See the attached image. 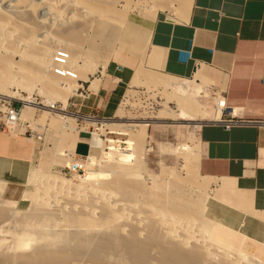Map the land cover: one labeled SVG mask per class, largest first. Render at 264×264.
<instances>
[{
    "label": "bare ground",
    "instance_id": "1",
    "mask_svg": "<svg viewBox=\"0 0 264 264\" xmlns=\"http://www.w3.org/2000/svg\"><path fill=\"white\" fill-rule=\"evenodd\" d=\"M20 1L28 2V14L30 15L31 13V18L33 16L41 19L46 15L44 11H47L55 23L59 21L62 23L60 19H62L64 11H67L65 8L69 7L67 21L73 23L74 20L77 24L69 27H67V24L65 26L67 28L64 30L54 28V33L53 35L51 34L52 36H50L48 43L42 42L39 37L36 40L37 37H34V29L30 27V23L28 24V26L30 25L29 27L24 25V21L21 22L19 19V14L13 11L14 6ZM50 1L66 7L51 9L54 7H48L46 0H0V49L4 53L3 56H0V97L23 102V110L18 113V123L21 118L32 122L34 112L40 110L42 106L49 107L52 98H62L63 107L59 111H64L67 105V98L70 96L69 94H72L73 89L77 90L76 88L80 85H78L79 82L87 83L89 81L90 73L96 70H91V66V69L88 67L87 59L85 60L80 52L82 50L80 46L85 41L83 37L84 33H86L85 31L94 22L105 20L122 26L128 20H131H127L129 16H126V12L131 10V8L140 3H145L144 6L146 5V7L148 4L150 5L146 0L144 2L143 0H137L136 3H134V0ZM120 1H122L123 5L119 9H115ZM154 2L156 3L157 1ZM20 4L19 6H21ZM143 4H140V6ZM166 4L168 5L169 3L166 2ZM166 4L164 3V6L163 4L161 6L157 4L159 8L156 4L152 6L153 9L154 6L155 8L157 7L156 9L159 11ZM137 6L141 8L139 5ZM141 9L144 10L145 8ZM156 9L151 10L150 14L156 12ZM146 11L148 10L143 12ZM26 20L28 19L26 18ZM44 21L41 20L40 22L44 23ZM33 22L35 21H32V24ZM7 24L8 30L5 27ZM17 29H21V36L10 40V34ZM43 39L45 38L43 37ZM55 49H62L68 54V69L74 73V80L54 78L49 73L51 54ZM86 52L88 51L86 50ZM152 54L154 55V51ZM156 58L159 57L156 56ZM191 79L199 81L205 86L207 85V82L199 74H194ZM37 81L44 82V85L38 90V95L44 99L40 103L34 102L31 98V94L36 88L35 84H38ZM94 84L97 85L98 83L94 81ZM11 86L23 89L27 96L9 92ZM220 100L221 98H219ZM177 101L183 113L199 116V119L195 120L199 123L197 128L199 129L200 123L204 121L201 119L204 116L203 112L198 109V106L189 101L184 99H177ZM48 112V114H51L49 115L50 117L58 114L54 111ZM61 116L63 121L67 117L66 114ZM44 118L41 120L46 122ZM39 122L40 120H38ZM38 123L34 125H38ZM100 123L103 125L114 124L110 122ZM14 125L12 124L11 126ZM94 125L95 123H93ZM131 125L136 131L128 133L122 130H116L118 132L110 131V134L127 137L123 142L105 139L102 141L103 145H101L95 139H91V149L100 152L99 161L96 164L95 158L91 155L89 156L88 164L85 167L86 176L76 177L78 181L76 185L61 177H53L52 179L46 172L39 170V172L33 171L25 175V181L34 185L33 192L26 193V196L24 195L32 202L33 208V212L28 217V222L47 226L54 223L59 216L64 217L67 222L72 224L81 221H93L99 226L108 227V229L105 228L106 230L115 228L119 233L115 232V234H118L119 237L116 238L107 234L110 237L100 238L99 234L95 233H72L71 235L60 234L57 238L52 239L49 235H41L39 236V243L35 247L34 237L31 234L24 231L22 233L15 232L16 234H12L13 239L9 246L5 247L4 240H0L1 264H72L74 260L79 262L85 259H88L92 264H264V260L256 256L258 255L256 251L255 254L250 253L251 246L248 243L240 251L231 252L212 242L210 236L214 222L207 217L206 199L208 194L204 197L200 194L196 198H192V195H189L188 189H201V186H205L204 184L201 185V183L196 185V182L194 181V183L191 179V173L197 167L193 157L187 155L188 151H184V153L182 151L186 159L184 161L186 164L182 167L186 172L185 177L175 171L168 170V176L166 177L169 178V181L165 189L161 186L147 188L144 186L145 183L143 185L139 174H141L143 165L141 158L149 122H132ZM63 127L64 130L71 129L67 123H64ZM13 135H16V133L14 132ZM6 139L9 140L10 138ZM3 142L4 139L0 141V144L2 145ZM118 144L132 147L122 150L123 152L129 151L132 153H122L121 147L117 146ZM95 166L98 167L97 170L92 169ZM50 179L52 184L56 183L55 186L59 184L58 186L64 189L65 192L63 191L64 193L62 194L60 192L62 189L59 191L57 188L55 193L53 190L55 187L51 185ZM204 180L206 186H208L210 184L209 180ZM48 182L50 185L47 184ZM84 184H88V187L85 188ZM50 189L52 192L54 191L52 198L48 194ZM69 190L72 191L70 192ZM2 205L0 204V218L8 213L11 218H17L19 212L13 211V208L11 209L10 205L12 203L4 202ZM65 208H67V211H65ZM128 209L129 211L131 209V212L127 211ZM133 210L134 212H132ZM126 211L129 212L127 215L132 213L131 217L133 220L131 218V221L128 220ZM116 230L112 229L111 231ZM3 247L20 252V254L13 253V256L9 254L8 256L3 255ZM27 249H32V252L28 255H23V251Z\"/></svg>",
    "mask_w": 264,
    "mask_h": 264
},
{
    "label": "crops",
    "instance_id": "2",
    "mask_svg": "<svg viewBox=\"0 0 264 264\" xmlns=\"http://www.w3.org/2000/svg\"><path fill=\"white\" fill-rule=\"evenodd\" d=\"M168 3L148 23L124 24L104 70L111 79L91 92L90 111L102 119L113 118L132 65L179 79L199 74L211 91L224 98L221 119L236 123L226 130L210 121L200 125L196 134L202 148L200 177L210 182L206 204L207 217L214 222L210 239L231 252L248 243L250 253L256 251L264 260V86L260 84L264 0ZM221 113L222 109L214 121ZM46 127L56 132L59 122ZM30 135L41 141L34 137L36 132ZM88 145L91 152L87 133L79 131L73 157L85 156ZM8 153L17 157L11 150Z\"/></svg>",
    "mask_w": 264,
    "mask_h": 264
},
{
    "label": "rangeland",
    "instance_id": "3",
    "mask_svg": "<svg viewBox=\"0 0 264 264\" xmlns=\"http://www.w3.org/2000/svg\"><path fill=\"white\" fill-rule=\"evenodd\" d=\"M49 1L50 0H46V3L48 4V7L49 6L54 7L51 9H55V8L60 9L66 7L62 4L58 3L59 4L58 5L53 3V1L50 2ZM146 1L150 3V5L146 3L148 4L147 7L146 5L144 6L145 3L144 4L140 3L143 4L141 6L140 4L137 5H139L141 8H145L144 10H148V11L143 12L144 10H142L136 5L137 8H135L136 7L135 6L131 8V10L126 12L127 14L126 16H129L127 20L131 19L130 21L133 22L136 21L137 23L144 20V22L148 23L153 19V17L155 16L154 14H156V12L158 11V9H156L157 7L159 8L161 4H163L164 6V3L166 4V2L167 3L169 2L168 0H165L166 2L165 1L163 2V0L162 1L146 0ZM154 1L157 2L155 3ZM136 2L137 0H134V3ZM27 3L28 2L26 1L23 2L20 1L19 3L16 4V6H14L13 8L14 10L13 9L12 10L19 14V19L21 20V22L24 21L23 22L25 23L24 25L28 26V24L30 23L31 26L30 25L29 26L32 27V29H34L33 35L34 37L35 36L37 37V38L35 37L36 40H38L39 37V40H42V42L44 43L46 42L48 43L50 41V36H52L54 33V28L64 30L70 25L73 26L77 24V22H75L74 20H73L74 24L72 22L69 23V21H67L68 20L67 12L69 10V7L65 8L67 9V11L64 9L66 12L64 11L63 13L64 15L62 19H60L62 23H60V21L55 23L52 20V16H50L49 13H47V11L44 10L43 11L46 13L45 17H42L41 19H37L32 16L31 18V13L30 15L28 14L29 12H28ZM19 4L22 7L19 6ZM155 4L156 5L158 4L159 6L157 5L156 8L154 6L153 9L152 5ZM122 5L123 3L122 1H120L119 4L117 3L115 9H119V7ZM151 8L153 10L156 9V12L150 14L152 10ZM9 16L12 17L11 14H9ZM26 18L28 20L30 18L29 20L30 22L26 20ZM31 20L37 23L33 22L32 24ZM41 20H45L44 23H41L40 22ZM124 24L123 25L121 24L122 26H119L111 22L109 23L105 20L96 21L93 23V25H91L90 27L91 29L89 28L88 30L85 31L86 33H84L83 36L85 41L81 44L82 48L80 46V49H82L80 50V52L82 54V57L85 58V60L87 59L88 67L90 68L91 66L92 69L91 68L90 69L91 70L95 69L96 71H93L95 72L94 74L93 72L92 73L89 72L90 79L87 83H82V82L78 83V85L80 84L82 88L83 86H87V90L93 93L96 92L95 89H98L99 86H101L102 84H104L105 82L111 79V77L106 75L104 70L106 68V65L110 62L113 46L115 44L116 39L118 38L120 30L122 29L121 27H123ZM66 25L67 27H65ZM5 27L6 29L7 28L9 29L8 24ZM51 28L53 29V32ZM20 30L21 29L14 30L13 33L10 34V40L17 38L18 36H21ZM45 34H47V36H45ZM43 37L45 39H43ZM86 50L88 52L85 53ZM3 55H4L3 50L0 49V56ZM140 66H141L140 64L131 66L132 75L128 83L126 84V87H124L122 90V98H119L116 110L114 112V116L111 119H102L101 117L97 116L96 113L90 111L91 98H89L80 104V109L78 111V114L83 117H80L79 119H81L84 123L81 124V126L77 127L74 122V120L76 119L75 116H71L68 113H65L64 112L65 110L59 111V109L63 107L61 102L62 98L56 97V98H52L50 101L51 102L50 106L57 105L59 107L58 109H56V111H54L58 113L54 117L53 116L50 117L49 115L51 114H48L49 113L48 111H51L50 106L49 107L42 106L40 110H36L34 112L33 114L34 119L32 120V122L26 121L25 119L21 118L18 124H15L14 126L10 125L8 127L9 130L6 131L9 132V134H6V136L10 135L9 137H4L5 135L1 134V130H0V135H1L0 141L4 139L3 144L2 145L0 144V204L1 206H3L2 203L4 202L12 203V205H10L11 209L13 208L12 209L13 211L19 212V215L15 219L13 217L11 218V216H9V213L5 214V216L0 218V240L1 241L4 240L3 242L5 247L11 244L13 239L12 234L22 233L23 231L28 234H31L34 237L35 247L39 243V236L41 235H49L52 239H55V237L57 238L60 234L71 235L72 233H95L97 235L99 234L98 236L100 238L110 237L108 235H112L113 237L116 238L119 237L118 236L119 233L115 228H109V230H106L108 229V227L99 226L95 224L93 221L91 222L81 221L72 224L67 222V220H65L64 217L56 216L57 221L55 220L54 223L47 226L37 225L31 223L30 221L28 222L29 219L28 217L30 213L33 212L32 210L33 208H32V202L29 200V198L24 197V195L26 193L33 192L34 185L31 184L30 182L25 181V175L33 171L37 172L39 170L46 172L48 175H50L52 179L53 177L54 178L61 177L65 180H68L71 184L76 185L78 183L76 177L86 176V173H83L82 175L79 176H74V175L69 176L66 174L64 168L68 166L67 164L69 163L71 157H73L71 155L74 154L73 146L76 140L77 133L79 131L80 132L84 131L87 128L89 133H91V138L90 139L88 138L89 142L93 138L96 141H98L101 145H103L102 141L105 139H110L119 142H123L127 139V137L124 136L110 134V131L122 130L127 133L134 132L136 131V129L131 125L132 122L148 121L149 127L147 129L146 139L144 140L143 156L141 158V163L143 165L140 172L141 174H139V178H141L143 185L145 183L144 186H146L147 188H154L156 186H161L164 187L165 189L169 181V178L166 176H168V172L170 170L181 174L182 177H185L186 172L185 169H183L182 167L184 164H186L184 162L186 161V159L184 158L183 153L184 151L185 152L188 151L187 155L189 157H193V159L196 162L195 166L197 164V159H198V169H196L193 173H191V179L193 182L194 181L196 182V185L201 183V185L204 184L205 186L202 187L201 185H199L201 186V189H196V188L188 189L189 195L190 196L192 195L191 196L192 198H196L200 196V194L203 197L207 196L206 194H208L209 185L206 186L205 180L200 177L201 175L199 173V164L202 157V148L196 136L199 123L195 121L199 119V116L197 117V115L195 114H185V112L183 113L182 110L180 109V105L177 99H184L198 106V109L201 112H203L204 115L201 118L204 120L202 123H200L202 125L204 123H208L210 121L216 120L219 116L221 110L218 104L219 99H216L215 97L212 98V94L217 92L211 91L208 84L205 86L201 84L199 81L192 80L191 76H190L191 78H186L183 80L179 78L169 77L159 73L157 74L156 72L148 71L144 69L142 66L141 67ZM95 74H100V76L98 75L95 76ZM94 81L97 82L98 84L97 85L94 84ZM37 82L38 84L37 83L35 84L34 82L36 88L33 91V93L31 92L32 93L31 98L34 100V102L40 103L43 102L44 99L43 97H40V95H38V90L39 88L41 89V87L44 85L43 84L44 82L43 81L42 82L37 81ZM80 85L79 87L76 88L77 90L81 87ZM77 90L73 89V91L71 92L72 94H69L70 96L67 98V101L69 98L74 96ZM9 92L18 93L21 96H27V93L25 91L23 92V89L15 86L13 87L11 86ZM176 97H181V98H176ZM6 100L13 102V105H15L17 109L20 108L19 113L22 112L23 102L19 100L17 101L16 99H5L4 97H0V101H6ZM66 110L70 111V109L67 106H66ZM63 114L64 115L66 114L67 116L64 119V121L61 118L62 117L61 115ZM91 115H94L95 117L100 119H93V118L89 119L86 117ZM165 115H169V116H165ZM173 115L175 116L170 117ZM43 117H45L44 119H46V122L41 120L43 119ZM167 117H169L170 119ZM38 120H40L39 122L40 125L38 123ZM36 122L38 123V125H34L37 124ZM58 122H59L58 131L54 132V131H48L50 129L47 130L46 125L50 127H56ZM100 122H108V123L110 122V123H114L115 125L114 124L103 125ZM41 123L43 124L41 125ZM64 123H67V125L71 129L64 130L63 127ZM93 123H95L94 126ZM0 126H1V116H0ZM32 131L36 132V136L34 135L36 140L41 139V141L38 142L35 141V139H32V135H30ZM14 132L16 133V135H13ZM6 138H10V139L8 140ZM23 140L24 142H27L28 146L26 143H22ZM12 143L15 144L18 143V145H15L11 148L10 146ZM117 146L121 147V151L124 148L125 149L132 148L128 145H122V144H118ZM8 150H11L12 154L16 155L17 157L15 159L12 158V156L9 155ZM122 153L130 154L132 152L122 151ZM90 155L95 158V163L97 164V162L99 161L100 152L98 150L91 149ZM88 160H87V164H88ZM95 167H93L92 169L97 170L98 167L97 166ZM50 183L52 186L54 185L55 188L53 189L52 187V189L55 191V193L57 192V188L59 189V191L60 189H62L61 187L58 186L59 184L55 186L56 183L52 184V181ZM50 183L48 182L47 184L50 185ZM87 185L88 184H84L83 186L87 188L88 187ZM54 191L52 192V190L50 189V192H48L50 198H52L51 196L54 194ZM63 191L65 192L64 189H62L60 192H62L63 194L64 193ZM69 191L71 192L72 190ZM203 191L204 193L206 191L205 195ZM60 192L59 194H61ZM207 200L208 198L206 199V201ZM208 201L206 202V204H208ZM65 211H67V208H65ZM127 211H129V209ZM127 211H126V215L129 212H131V209L129 212ZM132 212H134V210ZM131 216L132 213L127 215L129 221L133 220ZM15 221L17 224L15 223ZM110 229L111 230L114 229L116 231H111ZM115 232L118 234H115ZM5 247L2 248L3 255L8 256L9 254L10 256H13V253L20 254V252H15ZM27 250L30 251L28 252ZM27 250L23 251L24 254L23 253L22 254L28 255L32 252L31 251L32 249H27ZM83 261L81 260L77 262L74 260L73 263L72 262L71 263L92 264L88 259H85ZM0 264H1V259H0Z\"/></svg>",
    "mask_w": 264,
    "mask_h": 264
},
{
    "label": "built area",
    "instance_id": "4",
    "mask_svg": "<svg viewBox=\"0 0 264 264\" xmlns=\"http://www.w3.org/2000/svg\"><path fill=\"white\" fill-rule=\"evenodd\" d=\"M49 73L54 77V78H59V79H75V75L72 71L68 69V54L62 50V49H55L52 51L51 54V60H50V67H49ZM100 76V74H95V76ZM260 84L264 86V78H261ZM85 85V84H83ZM81 86V85H80ZM91 92L87 90V86H82L75 92L74 96L69 98L67 101V107L70 109L66 110L65 106V112L68 113L71 116H75L76 119L74 120L75 124L77 127L81 126L84 122L79 119L80 117H83L78 114V111L80 109V104L89 99ZM217 94V95H216ZM215 97L216 99L221 98L220 101H218L219 107L222 109V113L220 114V118L217 121L222 128L228 130L231 126L236 125L235 122H232L230 120H224L221 119L223 114L226 111L225 107V101L224 98L220 93H213L212 98ZM214 98V99H215ZM22 107V106H21ZM0 116H1V126L0 130L1 132H6L8 131V127L12 124L18 123V113L19 109L13 105V102L11 101H0ZM59 107L57 105H51L50 110L56 111ZM87 118L91 119H100L95 117L94 115L91 116H86ZM84 133H87L88 138H91V133H89L88 128L84 131H81ZM90 154V147L88 145L87 149V154L85 156H75L72 157L69 165L64 168L65 172L67 175H74V176H79L85 173V162L87 161V158Z\"/></svg>",
    "mask_w": 264,
    "mask_h": 264
}]
</instances>
